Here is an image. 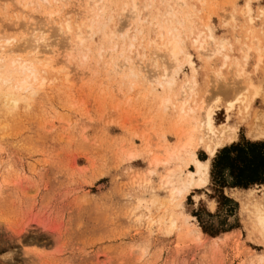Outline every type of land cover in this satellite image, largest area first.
Returning <instances> with one entry per match:
<instances>
[{
  "label": "rangeland",
  "instance_id": "1",
  "mask_svg": "<svg viewBox=\"0 0 264 264\" xmlns=\"http://www.w3.org/2000/svg\"><path fill=\"white\" fill-rule=\"evenodd\" d=\"M0 45L26 80L0 81V264H264V185L218 208L210 177L219 149L264 141V0H0ZM206 104L236 132L213 156ZM191 151L208 179L170 197Z\"/></svg>",
  "mask_w": 264,
  "mask_h": 264
},
{
  "label": "bare ground",
  "instance_id": "2",
  "mask_svg": "<svg viewBox=\"0 0 264 264\" xmlns=\"http://www.w3.org/2000/svg\"><path fill=\"white\" fill-rule=\"evenodd\" d=\"M64 2L68 3V0H63V3ZM135 9L136 8L134 7L131 9H127L129 10V12H127L129 17H132V18L134 17L135 12H136ZM195 42H197L196 39H195ZM179 44L180 43L176 39V36H173L172 38L165 41L164 43L165 48H169L170 56L173 60H176V57L180 52H184L183 48ZM44 45L47 46L46 44ZM38 46H39L38 44L34 46L35 53H38L37 51ZM2 48H3V45H0V81L1 83L3 84L9 83L10 88H15V87L25 88V85H26L25 79H23L22 81H18L17 85L12 84L13 78L11 75L13 74L10 73L12 68L11 69L8 68L7 70H2L3 66L5 65V56H4V51H2ZM37 59H38V55L35 54L33 56L32 61H36ZM124 59H125V62H128V63L131 62V59H129V57L127 56L124 57ZM16 62H17V65H16ZM11 66L14 67L13 68L14 71L15 69L16 70L20 69L24 72L25 71L28 72L27 77L31 76L33 78H36L37 71L33 64L22 62V61H19V59H17L13 61ZM246 105L244 107H246ZM200 110H201V118L198 121L200 123V127H203L205 131L204 135H207V138H208L207 141L205 142V148L209 152V154L213 156L219 147L225 145L226 143H231L236 139V132L231 125H224L223 128L217 129L212 122V114L214 110L208 104L201 105ZM248 135L252 139H264V112H257L256 114H254L252 118V122L249 125ZM189 139L190 137L187 140L189 141ZM185 144L186 142L181 144L180 148H184ZM177 150L179 149L177 148ZM190 157H191V160H192V163L195 169L193 171H189L186 174V178L184 179L183 183H181L180 188L173 187L171 189L170 197H174L175 193L179 194L180 196H183V194L187 193L191 187H201L202 185L206 183L208 176H209V173H208L209 160L207 159L206 161H201L200 159L196 157V154L193 151H191ZM256 215L258 219L255 217V215H254V218L262 224L263 217H262L261 210H258Z\"/></svg>",
  "mask_w": 264,
  "mask_h": 264
},
{
  "label": "trees",
  "instance_id": "3",
  "mask_svg": "<svg viewBox=\"0 0 264 264\" xmlns=\"http://www.w3.org/2000/svg\"><path fill=\"white\" fill-rule=\"evenodd\" d=\"M210 177L218 208L231 202L236 205V202L224 194L223 188H249L253 185H264V141L244 139L222 147L212 159ZM195 215L198 216V213ZM201 227L204 232L217 235L231 230L235 225L218 227L202 223Z\"/></svg>",
  "mask_w": 264,
  "mask_h": 264
}]
</instances>
